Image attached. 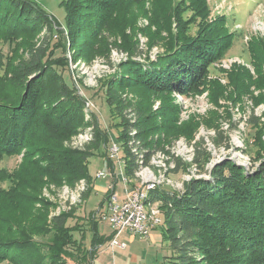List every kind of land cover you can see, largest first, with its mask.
<instances>
[{
	"label": "trees",
	"instance_id": "1",
	"mask_svg": "<svg viewBox=\"0 0 264 264\" xmlns=\"http://www.w3.org/2000/svg\"><path fill=\"white\" fill-rule=\"evenodd\" d=\"M59 1L65 10L64 22L60 23L64 31L61 32L70 44L69 50H73L75 62L80 57L91 61L98 54L109 53V36L120 28L121 20L125 21L123 13L131 4L142 2ZM185 1L191 3L195 17L201 20L198 34L187 37L186 29L191 22L186 26L180 23V33L171 34L165 44L167 52L148 62L146 67L140 61L128 60L107 84L106 103L119 118L115 123L117 143L120 158L124 161V172L131 180L136 179L142 167L150 164L153 154L164 149L169 140L166 134L177 128L179 110L172 98L174 93H203L209 86L211 65L225 56L236 37V33L230 31L226 15H217L214 20L207 21L210 13L208 0ZM185 1L179 2L173 12L178 11V5ZM155 2L164 10L170 9L172 16V0ZM53 22L52 15L35 0H0V46L7 44L15 51L23 45L25 50L17 61L7 59L6 64L2 63L5 71L0 76V161L22 155L23 165L34 175L32 180L11 175L8 178L12 181L10 188L0 191L1 231L8 230L19 236L13 240H0V260L9 259L11 264H67L68 257L75 259L78 253L80 261L87 262L91 257L89 261L93 264L100 246L112 238V234H100L97 218H90V246L84 250L75 249L76 253H67L65 247L68 244L77 243L81 247L86 237L83 228L67 224L75 215L76 206L54 215L50 224L45 218L38 217L35 222L37 225L42 223L39 229L33 225L34 221L32 225L26 221L31 215L26 210L30 212L38 206L37 211H40L54 205L42 196L45 178L57 186H74L81 179L90 183L89 158L95 151L112 166L108 155L111 138L100 127L94 113H89L90 118H86L84 98L60 71L68 64L66 50L59 49L62 42L45 36L37 39L41 30L46 34L47 31L60 32ZM250 42L253 46L256 40L253 38ZM258 43L259 49L264 50V43ZM138 49L136 45L129 46L132 55ZM57 50L62 55L57 54ZM129 89L142 99L140 106L124 93ZM151 99L161 101L154 111ZM143 103L147 105L142 106ZM254 122L258 119L254 118ZM87 127L93 130V140L85 148L72 147L69 143L72 137ZM224 141L229 144L227 137ZM255 141L259 147L257 160L260 164L253 171L226 159L208 171L210 178H192L184 183L182 190L157 187L150 192L151 201L161 204V239L171 251L163 264H264L262 132L257 134ZM201 145V142L196 144L194 159L200 171L204 170L209 159L207 153L200 152ZM179 160L177 167L181 165ZM4 172L1 169L0 174ZM115 182L114 179L112 183ZM89 191L90 187L84 200ZM111 193L112 189L106 198ZM16 203L20 208L13 210ZM26 205L24 210L22 207ZM19 210L22 214L18 215ZM20 215L27 225L16 223ZM74 231L81 232L80 239L75 237ZM33 233L52 237L54 247L47 249L37 243L33 240Z\"/></svg>",
	"mask_w": 264,
	"mask_h": 264
},
{
	"label": "rangeland",
	"instance_id": "2",
	"mask_svg": "<svg viewBox=\"0 0 264 264\" xmlns=\"http://www.w3.org/2000/svg\"><path fill=\"white\" fill-rule=\"evenodd\" d=\"M35 1L52 15L54 26L60 31L53 33L47 31L46 34L45 30H41L37 39L45 36L52 38V41L62 42L59 49L66 50L65 57L68 64L60 71L80 97L84 98L86 118H90L89 113H94L100 127L107 132L111 141L114 140L116 143H119V140L115 123L119 121V118L113 114L112 108L106 103L107 84L120 73L121 65L128 60L140 61L146 67L148 62L155 61L158 56L167 52L165 44L169 42L171 34L180 33L182 29L180 23L186 26L188 22H191L186 29V35L189 38L195 37L201 27L199 23L201 20L195 17L189 1L184 0V4L178 5V11L174 13L173 8L182 0H172L171 16L170 9L164 10L155 0H142L141 3L131 4L123 13L122 17H125V21L121 20L120 28L109 36V53L98 54L91 61L80 57L75 62L73 50H69L70 44L61 32L64 27L60 23L64 22L65 10L60 5V1ZM207 2L210 8L207 21L214 20L217 15H226L230 31L236 33V37L225 56L211 65L208 76L209 86L203 93L188 95L174 93L172 96L179 110L177 128L165 136L169 140L166 141L164 149L159 150L165 154L157 155L153 162H150L151 175L143 172L139 177L136 174L135 180L128 179L124 172V161L120 158L121 150L119 158H110L112 166L108 165L106 158L100 152L95 151L89 158L90 183L88 180L87 182L91 191L85 200L76 202L79 199L78 182L80 184L82 179L69 187L67 184L57 186L49 181L50 179L46 181L45 178L42 196L54 205L44 207L45 209L41 208L40 211H37L38 206L36 209L34 206L30 212L26 210V213L31 214L26 221H30L31 225L34 221L33 225L39 229L42 223L39 222L37 225L35 219L38 217L45 218L50 224L54 215L76 206L75 215L68 220L67 224L70 227L78 225L76 226L78 229L83 228L86 237L81 242V247L77 243L68 244L65 247L67 253H76L75 249L84 250L90 246L92 231L89 219L96 218V210L98 211V208L103 210L105 205L102 201L109 198H106V194L110 192L107 185L113 182L110 172L117 175L115 190L119 196H122L126 184L134 188H142L148 176L150 179L156 177L155 181L162 179L164 182H161L163 185L161 184L160 187L164 189L182 190L184 183L192 178H210L208 171L223 160L231 159L248 171H253L260 164V160H257L259 147L255 140L260 132L263 133L264 138V50H260L261 47L258 45V42L264 43V0H208ZM253 38L256 43L252 46L250 41ZM131 45L139 48L136 54L132 55L129 52ZM57 51V54L62 55L60 50ZM23 53L25 54L23 45L14 51L7 44H2L0 46V76L5 71L3 64L7 63V59L17 61ZM124 93L136 106H140L142 99L135 93L130 89ZM160 104L161 101L151 99L153 111L158 109ZM145 105L147 104H142V106ZM254 118H257L258 122L253 123ZM225 137L228 138L229 144L224 141ZM73 141L71 139V142ZM199 142L202 144L200 152L207 153L209 157L204 170L201 171L199 164L194 161L197 154L196 144ZM70 145L77 148L74 143ZM260 153L264 155L263 152ZM177 159H180V167H177ZM1 169L5 172L0 174V191L10 188L12 181L8 178L11 175L26 180H32L34 177L28 167L23 165L22 155L5 157L0 161V171ZM101 170L106 173V176L97 177ZM1 177H4L3 181ZM66 199L67 202H65ZM160 205L153 201L152 209L156 211L153 215L157 217L151 219L153 231H160L163 224V211ZM27 206L22 208L25 210ZM16 208H20L19 203L14 205L13 210ZM20 210L17 212L18 215L22 214ZM17 217L19 219L16 220L17 224L27 225V222L22 220V215ZM156 219L159 221L152 224ZM96 221L100 234H112V229L107 222L101 221L99 216ZM2 231L0 228V240L1 238L13 240L18 236V234L9 233L8 230H4L6 232L3 233ZM32 235L34 241L46 246L47 249L54 247L55 241L52 237L44 233H42L43 236L38 233ZM74 235L80 239L81 232L74 231ZM122 240L128 244L126 249L111 248L109 241L101 245L93 264H163L171 252L170 247L162 240L142 239L129 232L122 235ZM79 255L80 253L74 256L75 259L68 257L67 264H92L89 261L92 260L91 257L84 262L80 261ZM0 264H11V261L0 260Z\"/></svg>",
	"mask_w": 264,
	"mask_h": 264
},
{
	"label": "built area",
	"instance_id": "3",
	"mask_svg": "<svg viewBox=\"0 0 264 264\" xmlns=\"http://www.w3.org/2000/svg\"><path fill=\"white\" fill-rule=\"evenodd\" d=\"M108 155L110 158H118L117 147L114 146V140L111 141L108 147ZM112 178L117 175L110 172ZM106 173L101 170L97 177H104ZM123 180L126 183L125 177ZM148 186H157L155 184H144L142 188H134L131 185H127L124 189L122 196L115 190V184L111 182L109 188L112 189V193L109 198L104 202V209L98 208L95 212V217L99 216V219L103 222H107L112 229V238L109 241L111 248L126 249L128 244L122 240V235L129 232L132 235H136L142 239H149L151 237L153 229H147V224L142 220L139 209V195L145 191ZM159 203L158 201H156ZM156 217V215H155Z\"/></svg>",
	"mask_w": 264,
	"mask_h": 264
},
{
	"label": "bare ground",
	"instance_id": "4",
	"mask_svg": "<svg viewBox=\"0 0 264 264\" xmlns=\"http://www.w3.org/2000/svg\"><path fill=\"white\" fill-rule=\"evenodd\" d=\"M93 130L92 128H87L85 129L83 132H80L79 134H76L72 139L74 140L73 142H69L74 143L75 145H77V148H85V146L93 140ZM71 141V140H70ZM74 145V146H75ZM114 146L117 147L118 150V156H119V151H120V146L118 143L114 142ZM165 152L163 151H157L155 154L152 155L150 162L157 157V155L159 156L160 154H162ZM164 162V161H163ZM150 168V164L142 167L140 169V171L137 172V176L139 177L143 172H148L151 175V170ZM169 168V167H168ZM172 169V168H171ZM162 170V169H161ZM100 174V173H99ZM156 178V177H155ZM155 178H149V176L145 179V183L146 184H155L157 186H148L147 188H145V191L142 192L141 195H139V209H140V215L142 220L145 221V224H147V229H151V219L154 217L153 213H155L156 211L154 209H152V204L153 201L151 200V196H150V192H152V190L156 189L157 187H160V185L164 182L162 179L155 181ZM154 179V180H153ZM139 180V179H138ZM163 181V182H162ZM162 182V183H161ZM78 187H77V193H79V199L76 202H82L84 200V194L86 193L87 189H89V185L87 180L82 179L80 181V184L78 182ZM163 185V184H162ZM136 186V185H135ZM70 187V186H69ZM137 187V186H136ZM139 188V187H138ZM70 193V192H69ZM76 194V192H74ZM73 193V194H74ZM77 197V198H78ZM64 198V197H63ZM68 199V198H67ZM67 199L65 202H67ZM73 203V202H72ZM74 204V203H73ZM157 205V204H156ZM65 206V205H64ZM70 206V205H69ZM73 206V205H71ZM66 208V206L64 207ZM158 208V207H157ZM66 211V210H64ZM57 213V212H56ZM61 213V212H60ZM59 214V213H58ZM158 216V215H157ZM157 218V217H154ZM159 221V219H156L152 224H155Z\"/></svg>",
	"mask_w": 264,
	"mask_h": 264
},
{
	"label": "crops",
	"instance_id": "5",
	"mask_svg": "<svg viewBox=\"0 0 264 264\" xmlns=\"http://www.w3.org/2000/svg\"><path fill=\"white\" fill-rule=\"evenodd\" d=\"M116 180V176H114L113 177V180ZM107 186H109V185H107ZM107 189H108V187H107ZM154 231H158V230H154ZM154 231H152V233L154 232ZM155 238V239H154ZM150 239H152V241H159V240H162L161 239V233H160V231H158V233H154V234H151V237H150ZM134 257H136V256H134ZM137 258V257H136Z\"/></svg>",
	"mask_w": 264,
	"mask_h": 264
}]
</instances>
